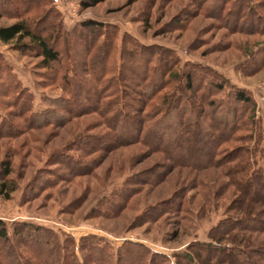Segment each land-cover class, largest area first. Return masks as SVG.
<instances>
[{"label": "rangeland", "instance_id": "1", "mask_svg": "<svg viewBox=\"0 0 264 264\" xmlns=\"http://www.w3.org/2000/svg\"><path fill=\"white\" fill-rule=\"evenodd\" d=\"M22 1L10 0L9 4L15 8ZM37 2L22 17L44 34L52 24L59 25L55 28L59 31H53L59 63L42 68L34 52L17 49L13 42L0 43V163L6 161L9 169L5 177L8 197L0 196V221L7 234L11 237L13 224L20 222L45 227L61 239L62 232L74 239L77 256L78 240L84 236H95L112 249L140 243L174 263L182 252L195 255L193 243L210 242V229L234 213L229 205L238 192L222 172L230 164L198 170L172 166L167 156L175 152L167 137L166 153L151 152L141 143L114 144L104 119L86 109L94 105L95 94L83 98L76 86L78 78L65 86L61 76L66 68H74L76 76L93 83L89 65L96 68L100 33L106 36L101 50L105 53L103 78L116 75L120 68L119 76L126 78L121 81L132 96L139 87L134 72L158 54H174L176 69L191 73L194 89L187 96L196 98L202 91L198 84L221 75L254 100L261 139L252 146V161L253 166L264 168V0ZM244 6L251 8V17ZM13 16L11 12L0 15V26L14 22ZM85 21L99 23L102 30L81 28ZM183 83V75L170 80L149 103L156 102L160 93L173 94L176 88L183 93ZM75 98L82 108L72 103ZM54 108L66 118L54 117L53 122L38 126L40 120L34 114ZM217 110L211 124L222 131L226 116L223 108ZM244 133L240 128L234 135ZM198 140L184 142L181 148L187 154L179 155L201 159L208 146L203 137ZM239 143L228 142L218 150ZM75 164L84 170L76 171ZM11 239L29 264L37 261ZM204 257L202 252L196 259Z\"/></svg>", "mask_w": 264, "mask_h": 264}, {"label": "trees", "instance_id": "2", "mask_svg": "<svg viewBox=\"0 0 264 264\" xmlns=\"http://www.w3.org/2000/svg\"><path fill=\"white\" fill-rule=\"evenodd\" d=\"M9 1L0 0V15L11 12L14 14V22L0 26V43L13 42L17 49L34 52L35 56L40 57L42 68L48 69L52 64H58L60 54L54 42L53 31L57 33L59 25L52 24L51 31L44 34L43 29L35 24L31 25L22 17V14L37 6V0L17 2L15 8L11 7ZM249 8L244 6L248 16L251 13ZM242 10H239V13ZM256 18L255 20L262 24L261 19L257 16ZM38 20L41 21L42 18ZM80 26L83 29L91 27L90 32L102 30V25L91 21L82 22ZM100 34L103 35L102 41L96 46L97 57L94 55L96 68L92 66L93 63L89 65L93 68L90 73L93 83L76 76L74 68L71 71L65 69L61 76L62 83L69 86L77 77L76 86L83 91V98L88 99L92 93L95 94L94 105L86 109L96 111L104 119L108 132L111 133L113 140L111 142L116 145L141 143L151 152L166 153L163 146L167 137L175 152L167 154L172 166H190L198 170L230 164L222 172L229 176V185L238 192V196L233 198L229 205V209L234 213L225 215L210 229V242L193 243L196 256L192 252H182L176 255L179 258L176 263L170 262L163 254L152 252L140 243L129 242L125 246L112 249L95 236L79 238L77 256L72 236L61 232V239L52 230L25 222L13 224L11 237L37 259L34 264H264V168L253 166L252 161L254 150L252 146L257 145L261 139L260 129L257 130L254 120L255 103L252 96L228 83L221 75H215L203 85L198 84L197 87H201L202 91L196 98L193 94L191 97L189 94L187 96L186 92L194 89L191 73H183L176 69L177 58L174 54L168 57L158 54L135 71L133 75L139 87L134 90L136 95L132 96L127 85L121 81L124 78L119 76L120 68L119 70L115 68L116 75L111 74L110 77L103 78L105 53L101 50L105 45L106 36ZM132 46L139 49L138 45ZM99 49L101 54L98 52ZM139 56L140 60L144 57L141 53ZM114 72L113 70L111 73ZM182 75L183 93L176 88L173 94L160 93L156 102L149 103L170 80H177ZM72 103L78 108L83 107L81 101H76V98ZM50 104L53 106L56 103ZM57 105L61 106L59 102ZM219 108H223L226 116L223 124L225 128L222 131L213 128L211 124ZM65 109L68 111L67 107ZM59 115L61 112L54 108L34 114V117L40 120L38 126H43L56 118H66ZM54 117L56 118L53 120ZM240 128H243L245 133L234 135ZM200 137L206 139L207 153L198 160L183 159L179 152H184L185 155L187 151L185 152L186 148L182 150L181 145L187 141L190 144L198 142ZM236 141L240 143L218 150L220 145ZM75 166L76 171L84 170L80 164ZM8 173V163L2 161L0 196L4 198L8 197L5 179ZM11 237L7 234L4 223L0 221V242L3 245L0 249V264H29L19 252H16ZM202 252L205 253V257L197 261L196 258Z\"/></svg>", "mask_w": 264, "mask_h": 264}]
</instances>
